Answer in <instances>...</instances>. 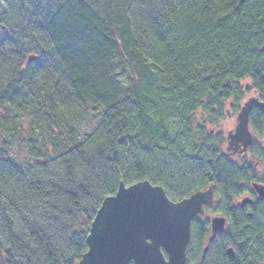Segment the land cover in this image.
<instances>
[{
    "label": "trees",
    "instance_id": "1",
    "mask_svg": "<svg viewBox=\"0 0 264 264\" xmlns=\"http://www.w3.org/2000/svg\"><path fill=\"white\" fill-rule=\"evenodd\" d=\"M1 16L0 32L14 38L12 23L27 20L19 42L28 51L0 48V264H77L120 183L148 181L178 202L210 184L225 200L258 179L252 163L226 157L223 137L206 125L239 112L244 80L264 101V0H6ZM24 113L29 128L11 127ZM249 125L262 135L261 109ZM8 133L30 161L10 156ZM251 156L264 161L259 148ZM228 213L240 223L216 238L220 251L212 259L208 250L204 263L263 264L264 228ZM256 215L264 219V206ZM209 236L191 224L186 264L201 259Z\"/></svg>",
    "mask_w": 264,
    "mask_h": 264
},
{
    "label": "water",
    "instance_id": "2",
    "mask_svg": "<svg viewBox=\"0 0 264 264\" xmlns=\"http://www.w3.org/2000/svg\"><path fill=\"white\" fill-rule=\"evenodd\" d=\"M35 60L33 55L27 58L28 63ZM255 107L264 110V103L249 98L241 107L234 130L226 136L230 154H244L253 144L249 115ZM254 189L264 198L263 186L254 185ZM212 203V185L173 202L161 186L148 181L130 186L120 183L116 193L106 197L96 212L86 238L87 251L77 264H186L191 223L203 214L204 206ZM211 230L209 242L224 232L225 219L213 218Z\"/></svg>",
    "mask_w": 264,
    "mask_h": 264
},
{
    "label": "rangeland",
    "instance_id": "3",
    "mask_svg": "<svg viewBox=\"0 0 264 264\" xmlns=\"http://www.w3.org/2000/svg\"><path fill=\"white\" fill-rule=\"evenodd\" d=\"M6 9V0H0V27L3 25V21L4 18L1 16V13ZM12 27L11 30L13 32V34L16 35V37L14 38L13 36L10 35V33H1L0 32V48L3 47V49L7 50L8 55H13V54H17V55H21L23 57V53H26L28 50V44H26V41H24V44H21L19 42V37L23 36L24 38L27 37V28H28V24H27V20L23 21L22 19L19 21V19L15 20L12 23ZM3 55L6 56L7 58L10 57L8 56L6 53L3 52ZM4 70L5 68L0 66V88L3 84L4 81ZM240 86L243 88V90L245 91V98L243 100V103L245 101H247L249 98L251 97H257L256 92L252 90L251 88V82L249 80H244L242 82H240ZM243 103L241 106H243ZM227 106L230 107V102L227 103ZM26 113L22 114L21 117L17 118L15 120V124H10L11 127H16L18 128L19 125H22L26 128H29V120L32 119L30 118V116L26 117L25 116ZM238 115V112L236 114L229 113L227 114L226 118L219 122L218 124L215 125H211V124H207V130H211L213 132V134L215 135H221L223 137V140L226 139L227 134L230 131L234 130V127L236 125V117ZM202 117V112L197 113V117H196V122H198L200 120V118ZM96 122V116H94L93 118H90L88 121H81V128L80 130L77 132V134L79 135V137L83 138V136H87L89 134V132L93 129L94 124ZM25 128V129H26ZM15 133V132H13ZM5 137V136H3ZM15 136H12L11 133H8V135L6 136V141L10 142L12 144L11 150H10V156L13 157L16 162L18 164L20 163H25L30 161L29 159V154L27 152V150L24 147V144H22L21 140L15 139ZM18 137H24L22 133H19ZM65 139H67V137L64 135ZM255 144L253 145L252 148H250L246 153H245V158L248 161H253V159L251 158V153L257 150L258 147L262 148L264 150V128H263V133L261 136L256 135L255 136ZM1 140H3V138L1 137ZM223 152H226V141L224 143ZM233 160H235L236 162H240L242 160V156L241 157H235L233 158ZM264 168H261L259 170V174L263 173ZM210 218L214 215V210L211 209V211L208 213H206ZM233 250H236V247L233 246L232 247ZM214 250V249H213ZM237 251V250H236ZM214 254V251H213ZM212 255H210V257L212 259H214L215 257Z\"/></svg>",
    "mask_w": 264,
    "mask_h": 264
},
{
    "label": "flooded vegetation",
    "instance_id": "4",
    "mask_svg": "<svg viewBox=\"0 0 264 264\" xmlns=\"http://www.w3.org/2000/svg\"><path fill=\"white\" fill-rule=\"evenodd\" d=\"M256 96L257 97H251V98H257L260 102H263L264 103V101H262L260 99L259 95H256ZM241 107H240V109H241ZM255 108H258V107H255ZM258 109H260V108H258ZM262 111L264 113V110H262ZM249 117H250V115H249ZM249 130H250V132H251V134H252V136L254 138V141H253V144L246 150V152L251 147H253V145L256 143L255 142V140H256L255 139L256 134L250 129V125H249ZM225 141H226V139L224 140V143H225ZM258 148L261 149V150H263L260 147H258ZM224 153H225L226 157L228 159H231V160H233V158H235V157H241L242 156V160L240 162H236L235 160H233V161H235L236 163H241L243 160H245L247 163H252L253 164V169L255 171H257V176H259V177H257L258 179H255V180H251L250 179V180H247V181H244V182L240 183V189L238 190V194L236 196L227 195L225 200H224V198L219 199V198L216 197V195H215L216 193L214 191V185L213 184H210L207 188L201 190V191H205L211 185L213 186V203L211 205H209V206L208 205L207 206H204L203 207V214L197 216L196 218H194L193 221H192V223L195 222L198 225H205L207 227V229L209 230L210 236L206 240V245H204V247H203V250H204L205 247H207L206 252L205 253L202 252L201 259L199 261H196L193 264H197V263L208 264L210 262V260H208V259L204 263V259L206 257L207 251L209 250V253L211 252V255L213 254V251H214L213 256L216 257V255H217L216 249H217V251L218 250L220 251V248H221V245H219V244L217 245L218 242L217 243L215 242L216 238L220 234H225V235L227 234L225 232H227V230H228L231 222H232V225H233V222H235V225H237V224L240 223V221L237 220L236 216H233L234 214L231 215L228 212H230V211L232 212L234 210L236 212H239V213L243 214L247 218L252 219V217H254L252 223L254 222V224H257L259 228H262V229L264 228V219H263V216L262 217H259L258 215H256V212H261L262 207L264 206V198L260 197L259 194L257 193V191L254 189V185H261V186L264 187V183L258 182L260 180V177H264V171H263V173L259 174V170L261 168H264V161L262 159L259 160V158L255 159L252 156H251V158L253 159V161H248L244 157L245 156V153L244 154H241V155H239V154H235V155L230 154L229 152H227V141H226V152H224ZM245 200H249V202H246ZM243 201L246 202V204L244 206L242 205ZM211 209L214 210V215L212 217L208 218L209 216L206 213H208V211L210 212ZM216 217L224 218L225 219V230L222 233H217L214 236L213 240L209 242V238L211 237V231H212L211 230V221H212L213 218H216ZM250 227H251V225H249L248 223H246L245 227H243V228L246 230V229H248ZM261 233L264 235V230H261ZM225 238L227 239V241L225 242V245H228L231 242V240L227 236ZM213 241H214L213 246H211L209 248V245ZM233 246L236 247V250L237 251L236 250H233V248H232ZM242 246H243V244H241V243H238L236 245L234 244L232 246H228L225 249V253H226L227 257L228 258H235V257H237L238 256L237 255L238 254V248L239 247L242 248ZM222 249H223V245H222ZM228 250H231V253H232L231 255H229ZM211 261L214 262V260H211ZM263 264H264V260H263Z\"/></svg>",
    "mask_w": 264,
    "mask_h": 264
}]
</instances>
